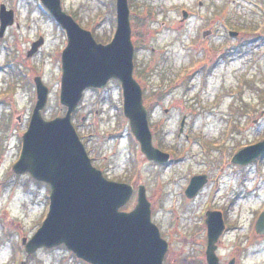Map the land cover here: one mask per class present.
<instances>
[{
    "label": "rangeland",
    "instance_id": "rangeland-1",
    "mask_svg": "<svg viewBox=\"0 0 264 264\" xmlns=\"http://www.w3.org/2000/svg\"><path fill=\"white\" fill-rule=\"evenodd\" d=\"M128 1L134 30V76L147 91L148 102L154 99L153 106H157L158 100H161L151 94L159 88L164 73L162 67L161 71L158 67L159 59H185L186 62L189 58L199 60L207 51L209 56L216 57L222 50L227 53V64L218 67L216 76L218 80L221 78L220 81L226 87L225 104L229 106L230 112L247 108L258 112L253 117L259 116V111L264 108V0H242L240 3L232 0H202V8L198 6L199 0ZM1 3L15 11L16 22L0 38V264H18L16 259L24 255L18 245H21L25 236L19 238L20 235H15V231L23 229L32 236L41 227L45 220L47 186L35 181L30 174H16L12 167L19 158L23 134L35 104V76H41L50 89L48 105L42 112L44 118L63 116L66 111L60 103V81L61 53L67 44V37L40 0H0ZM61 3L64 10L82 27L93 32L97 41L108 43L112 40L117 25L116 0H61ZM182 9L194 12V18L185 29H179L178 25ZM152 17L156 21L154 25L150 22ZM162 22L167 24L163 25ZM154 27L158 28L155 29V35L144 42V30L150 32ZM203 29H213L214 33L207 41L209 48L198 53L197 45L193 47L189 43L200 41L198 32ZM228 30L244 33L249 44L241 46L246 38L231 37ZM40 35L45 37V44L28 59L23 53H27L32 41ZM26 60H29L27 67L23 65ZM17 61L23 65L20 66L22 70L19 75H15ZM216 89L213 78L209 90ZM121 90L117 80L109 81L100 89L86 90L73 114L72 123L93 165L102 169L107 177L118 181H131L136 177L137 184L145 181L152 188L155 186L157 168L146 161L139 143L136 149L133 134L130 136L125 131L120 105ZM170 100L171 97H165L163 105L168 106ZM149 110L154 141L175 155L197 153L201 148L199 140L217 137L219 132H223V129H190L186 133L191 141L183 138L179 140V130L175 128L177 112L173 110L166 115L159 106ZM230 112L228 115L234 117L235 114ZM244 113L239 116L243 123H239L232 134L228 130L224 131L227 134L225 136L236 139L237 147L256 142L264 135V120L255 125L248 117L242 118ZM201 122L199 120L198 124ZM179 169L178 166H169L164 173L169 176L174 171H182ZM263 180L264 173L260 194L262 207ZM136 203L137 196L134 195L125 209L134 208ZM48 254H39L40 259L46 261L45 264L49 262ZM56 254L60 253L53 252V257ZM64 258V264H83L70 251L64 254ZM27 264L34 262L29 261Z\"/></svg>",
    "mask_w": 264,
    "mask_h": 264
},
{
    "label": "water",
    "instance_id": "water-1",
    "mask_svg": "<svg viewBox=\"0 0 264 264\" xmlns=\"http://www.w3.org/2000/svg\"><path fill=\"white\" fill-rule=\"evenodd\" d=\"M42 2L68 36L62 52L60 93V102L67 110L64 116L50 120L43 117L49 89L36 77L37 102L13 169L18 174L30 172L35 179L49 183L52 192L50 212L35 235L25 241L27 251L65 243L79 258L92 264H162L165 248L160 246L159 233L150 220L144 187H139L135 210L120 212L132 187L107 179L92 164L72 124V114L87 88H103L110 79H118L123 89L124 113L142 152L158 162L169 160L168 153L153 145L142 88L133 76L128 0H117V30L107 44L97 42L90 30L66 13L61 0ZM14 21V11L2 4L0 37ZM236 33L231 31L232 35ZM43 43V38L34 42L28 55ZM263 152L264 141L244 148L235 160L248 162ZM260 225L264 227V213Z\"/></svg>",
    "mask_w": 264,
    "mask_h": 264
},
{
    "label": "flooded vegetation",
    "instance_id": "flooded-vegetation-1",
    "mask_svg": "<svg viewBox=\"0 0 264 264\" xmlns=\"http://www.w3.org/2000/svg\"><path fill=\"white\" fill-rule=\"evenodd\" d=\"M232 1L240 3L242 0ZM198 6L200 8L204 6L202 0L198 1ZM181 14L182 18L178 21L179 29H185L194 18V12L189 9H182ZM150 22L152 25L156 23L153 17ZM162 23L163 25L167 24L166 22ZM17 24L19 26V23ZM155 29L158 28L154 27L150 32L144 30L146 34L144 42H148L149 38L155 35ZM238 32V34L231 37L236 39L246 38L243 45H241L245 47L246 44H249L248 38L244 33ZM213 33V29H203L198 32L201 37L200 41L189 44L193 47L197 45L198 53H200L209 48L207 41ZM65 35L67 37L66 33ZM132 35L134 36L133 29ZM139 37L141 39V33H139ZM40 38L44 39V43L37 52L44 46L45 37L40 35L31 43L32 46ZM37 52L29 56L28 49L27 53H23V55L31 59ZM209 55L210 53L207 51L203 53L202 58H199V60L189 58V61L186 62L185 59H159L158 67L160 66V71L162 67L164 73L161 75L159 88L151 92L152 97L161 99L158 100L157 106H153L154 99L153 102H148L147 91L137 81L142 86L143 103L148 112L151 131V120L149 118L151 111L149 108L159 106L164 109L166 115L173 110L177 112L175 128L179 130L177 134L179 140L183 138L186 141H191V137L186 133L190 129H223V132H219L217 137L199 140L201 148L197 153L193 152L188 155L170 153L171 158L168 162L149 159L143 153L147 158L146 161L157 168L156 187L152 186L150 188L145 181L137 184L138 178L136 177L131 181L125 179L122 182L132 186L133 193L129 201L134 195L137 196L138 187L143 185L150 205L151 220L156 225L162 239L160 246L166 249L162 260L163 264H264V227L262 228L260 225L261 214L264 212V206H261L260 199L261 181L264 173V153L249 162H239L234 159L241 149L263 140L264 135L256 142L237 147L238 142L236 139L225 136L227 134L224 133L225 130H228L232 134V130L239 123H243V120H239V116L244 112L243 119L246 116L255 125H258L264 120V108L259 111V116L255 117H253V114L257 111L254 113L247 108L244 111L230 112L229 106L225 104L227 102L225 101L226 87L220 81L221 78L218 80L216 76L218 67L227 64L225 58L227 53L221 50L216 57ZM163 61L166 63H163ZM25 62L27 64L23 65L27 67L29 60ZM21 65L22 62L17 61L15 75H19L22 70ZM36 77L33 79L34 83ZM39 77L42 79L41 76ZM213 78L217 88L214 91L209 90L210 80ZM120 93L122 100L119 104L122 105L123 111V90ZM49 97L50 89L44 109L48 105ZM165 97L172 98L168 106L163 105ZM229 112L235 114L234 117L229 116ZM123 120L126 133L131 136L133 133L130 121L124 114ZM199 120H202V122L198 124ZM154 136L152 131L154 146L164 150L154 141ZM137 143L136 140L134 145L136 149L138 148ZM138 145L140 147V144ZM134 163H136L135 160ZM169 166H178L179 170L182 171H174L172 175L166 176L164 173L165 168ZM183 167L185 168L183 169ZM24 174L29 175V173ZM103 174L106 176L104 172ZM37 182L45 183L47 186L45 216L51 206L50 194L52 188L46 182ZM128 202L122 206V211L133 210V208L125 209ZM17 231H15V235H20L19 238L25 236L21 245H18L21 254H24L21 255V258L16 259L18 264H27L29 261L34 262V264H45L46 261L40 259L39 254L41 253H49L50 258L47 264H64V254L69 252L65 244L61 243L51 247L40 246L34 252L28 253L25 241L27 242L32 236H30V233H25L23 229ZM33 231L34 229L31 234ZM53 252H59L60 254L53 257ZM79 261L83 264H89L82 259Z\"/></svg>",
    "mask_w": 264,
    "mask_h": 264
},
{
    "label": "trees",
    "instance_id": "trees-1",
    "mask_svg": "<svg viewBox=\"0 0 264 264\" xmlns=\"http://www.w3.org/2000/svg\"><path fill=\"white\" fill-rule=\"evenodd\" d=\"M242 26H243V24H242Z\"/></svg>",
    "mask_w": 264,
    "mask_h": 264
}]
</instances>
